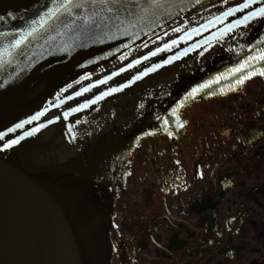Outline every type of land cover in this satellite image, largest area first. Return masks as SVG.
I'll return each mask as SVG.
<instances>
[{
    "label": "flooded vegetation",
    "instance_id": "1",
    "mask_svg": "<svg viewBox=\"0 0 264 264\" xmlns=\"http://www.w3.org/2000/svg\"><path fill=\"white\" fill-rule=\"evenodd\" d=\"M248 4L229 6L232 14L202 27L204 34L184 35L103 89L139 85L129 117L110 127H124V141L138 137L128 172L114 186L111 264H264V75L180 106L191 81L234 48L264 47L255 45L264 16L252 15L264 1ZM195 43L206 45L193 60L187 46ZM103 140L97 136L93 145Z\"/></svg>",
    "mask_w": 264,
    "mask_h": 264
},
{
    "label": "water",
    "instance_id": "2",
    "mask_svg": "<svg viewBox=\"0 0 264 264\" xmlns=\"http://www.w3.org/2000/svg\"><path fill=\"white\" fill-rule=\"evenodd\" d=\"M226 1L73 0L82 7L60 8L49 17L66 0H0V264H111L114 186L123 181L135 138L96 153L87 149L62 163L50 161L49 167L32 162L27 150L16 157V148L37 111L61 89ZM21 36L26 39L13 47ZM263 43L264 34L255 45ZM261 54L264 47L234 49L193 80L183 97L201 85L210 86L195 95L238 88V80L264 70ZM18 124L22 127L10 131ZM13 140L19 143L5 147Z\"/></svg>",
    "mask_w": 264,
    "mask_h": 264
},
{
    "label": "rangeland",
    "instance_id": "3",
    "mask_svg": "<svg viewBox=\"0 0 264 264\" xmlns=\"http://www.w3.org/2000/svg\"><path fill=\"white\" fill-rule=\"evenodd\" d=\"M116 78L109 79V82L114 81ZM139 85H128L126 87H120L119 93H115L112 91L111 94L108 95V100L107 102L102 101V100H97L96 103H91V101L96 100L97 97H99L100 92L108 87V84L103 85L101 87L89 89L85 92L82 93L81 90H78L76 92V96H74V102L71 106V108H66V110L61 111L60 113L63 114L65 117L70 111L71 113V123H74L73 125V130L71 134H67L65 130H61L60 126L59 128L56 126L57 122L61 123V121H57L56 118L54 117L56 113L52 112V114L47 115V117H44L43 120L44 122L41 123V125H37L35 127V132H34V140H33V145H41L43 143H49L52 145L53 143L56 150L57 157L54 155L52 150L46 149V148H38L37 147H30L29 152L34 153L36 148L39 150V157L40 159H33V161L37 164L44 165L46 167H49L50 165V159L53 161H58V160H63L64 157L66 156V153L69 151V147H64L66 143L69 144V142L74 141L78 138L79 135H81L84 131L87 130L85 125L92 123L97 117V115H101L104 112H107L108 114H117L118 120L122 122L125 120L129 115L131 108L133 107L132 105V98L133 94L136 90V88ZM127 92V93H126ZM79 93V94H78ZM82 105H88L87 107L81 108ZM73 109H79L77 111H73ZM92 118V120H91ZM57 121V122H56ZM32 127V128H33ZM31 127H28L27 129H30ZM15 130L18 128L15 127ZM34 129V128H33ZM86 129V130H85ZM48 130L44 134H41L40 136L38 135L41 131ZM52 130L57 132L55 135L54 132L52 133ZM54 135V137H53ZM49 151L48 155L47 152ZM38 155V153H37ZM45 156H49V158H45Z\"/></svg>",
    "mask_w": 264,
    "mask_h": 264
},
{
    "label": "bare ground",
    "instance_id": "4",
    "mask_svg": "<svg viewBox=\"0 0 264 264\" xmlns=\"http://www.w3.org/2000/svg\"><path fill=\"white\" fill-rule=\"evenodd\" d=\"M213 8L205 11L201 15L200 19H205V18H209L210 16H212V14L214 12H216V10H213ZM187 21H190V22H188L187 24H184V25H182L180 27L174 28V29H172L171 31H168L165 34L162 33V34H160L158 36L157 40H153L151 43L148 42L147 45L143 46L142 48H140V49H138L136 51L131 52L130 54H127V55L119 58L117 61H115V62H113L111 64H108V65H105L102 68H98L96 70H93L92 72L80 77L77 81L72 82L70 84V87L67 86V88L65 90H62L63 93H62L61 97H66V96H68L69 94H71L73 92H77V90L81 89V88L93 89L98 84H103L105 81H108L110 79V77L114 76L116 73L120 72L121 70H124L125 67L129 68L132 65H137L139 63L144 62L145 61L144 59H145V57L147 55H152L151 52H149V53L147 52V50L150 49L152 44L158 43L160 41L164 42L165 44H167L169 42V40L171 39V37H172L171 35L172 34H175V33L179 32L181 30L184 31V30H186L189 27L195 26L197 24V22H199V21L196 22L195 20H193V18H189V19H187ZM175 29H179V31H176ZM193 30H195V29H193ZM142 60H144V61H142ZM186 60H189V58H187ZM136 61H139V63H136ZM157 75L158 74H154V76H157ZM154 76H148L147 80L148 79L149 80L153 79L152 77H154ZM168 76H166L165 78L167 79ZM101 81H103V83H101ZM58 100H60V99H58ZM105 101L106 100H104V102ZM52 106H53V101L50 103V105L45 107V112L46 113L50 112L49 114L51 115L52 112H53ZM61 111H62V109L60 108V112ZM117 114L118 113L110 115L107 112H104L102 114L103 115L102 117H101V115H97V117H95L97 119H95L92 123H90V125L88 127L87 126H85V127L89 130V133H92L90 131L97 130L95 128L99 127L100 125H101V127H103L102 130H104V128L107 127V126H110V124H112V122L114 120L118 121ZM91 120H92V118H91ZM73 125H74V123H72L71 132L73 130ZM99 129H100V127H99ZM47 131L48 130L41 131L38 135L40 136L41 134H44ZM24 141H23V139H21V142H20L19 146H17L16 153H15L16 157H17V154L20 156L22 154V152L24 153L26 150L29 151V148L31 147L32 142L29 141V137H28L27 133L25 135V140ZM98 145H99V143L97 142V146ZM68 147H69V149L72 148L71 145H69ZM47 155H48V152H47ZM45 158L47 159V158H49V156H45Z\"/></svg>",
    "mask_w": 264,
    "mask_h": 264
},
{
    "label": "snow or ice",
    "instance_id": "5",
    "mask_svg": "<svg viewBox=\"0 0 264 264\" xmlns=\"http://www.w3.org/2000/svg\"><path fill=\"white\" fill-rule=\"evenodd\" d=\"M73 6H74V7H82L81 4H74V3H73V0H66V3L61 4V5H59L58 7H54L53 9H50V10H49V13H48V16H49V17L54 16V15L56 14V12L59 11L60 8H63V9H65L66 11H71V9H72ZM247 7H249V4H248V3H245L244 5L241 6V8H247ZM237 10H240V9H237ZM109 11H111V9H109ZM232 11H233V10L230 9L229 12L226 13L225 15H230V14H232ZM256 14H258V15H260V16H264V8H260V9L258 10V13H253L252 15H256ZM89 19H90V18H89ZM247 19H248V17H245V18H244L245 21H247ZM45 22H46L45 18L42 17V18H41V21H40L41 25H43ZM85 22H87V20H86ZM239 23H240V22L238 21L237 24H239ZM175 30H176V31H179V29H175ZM32 31H35V29H33ZM29 35H31V32L29 33ZM25 39H26V37L21 36V38L15 42V44L13 45V47H19L20 44L23 43V41H24ZM173 43H175V41H173ZM165 48H167V45H165ZM160 50H162V49H158L157 51H160ZM152 55H156V52H153ZM145 59H147V57H145ZM252 59H257V58H256V57H249V60H252ZM258 59H259V60H264V54H261V55L258 57ZM167 62H170V61H166V63H167ZM136 63H139V61H136ZM247 64H248V60H245L244 63H243L239 68L235 69V71H237V72H238V71H241V70H242ZM152 70H154V69H152ZM144 74L146 75L147 73L145 72ZM259 74H260V75H264V70H261V71L259 72ZM139 78H140L139 76L136 77V79H139ZM247 78H248V77H245V79H247ZM133 82H134V81H133ZM215 82L218 83L219 80H217V81H215ZM101 83H103V81H101ZM237 83H238V84H242V83H243V79L238 80ZM126 86H127V85H124L123 87H126ZM208 86H210V85H201L199 88H193L192 91H191L187 96L184 97V100H187V99L193 97L196 93L202 91L204 87H208ZM119 90H120V89H112V91H119ZM85 91H87V89H85ZM78 94H79V93H78ZM102 98H103V96L97 97L96 100L91 101V103H96L97 100L102 99ZM87 106H88V105H82L81 108H83V107H87ZM180 106H183V101H181ZM77 110H79V109H73V111H77ZM176 113H177V109H173V115H176ZM42 114H43V113H40V114H38V115H42ZM65 115L67 116V114H65ZM35 118H36V117H33V119H35ZM177 122H178V124H179L180 127H183V124H182V123H179V117H178V116H177ZM164 123L167 124L168 121L165 120ZM16 127L19 128V127H22V125H21V124H18V125H16ZM10 131H15V129H11ZM169 135H172V133L170 132ZM2 138H3V136L0 135V139H2ZM18 143H19V140H13V141H11L10 143H8L7 145H5V147H9V148H10L13 144H18Z\"/></svg>",
    "mask_w": 264,
    "mask_h": 264
}]
</instances>
